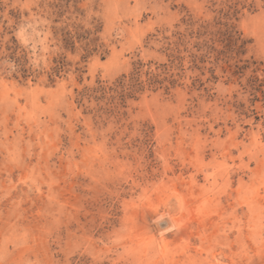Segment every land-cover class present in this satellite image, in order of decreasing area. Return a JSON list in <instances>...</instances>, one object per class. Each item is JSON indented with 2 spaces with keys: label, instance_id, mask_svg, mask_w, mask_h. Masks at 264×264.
<instances>
[{
  "label": "rangeland",
  "instance_id": "obj_1",
  "mask_svg": "<svg viewBox=\"0 0 264 264\" xmlns=\"http://www.w3.org/2000/svg\"><path fill=\"white\" fill-rule=\"evenodd\" d=\"M0 56V264H264V0H0Z\"/></svg>",
  "mask_w": 264,
  "mask_h": 264
},
{
  "label": "trees",
  "instance_id": "obj_2",
  "mask_svg": "<svg viewBox=\"0 0 264 264\" xmlns=\"http://www.w3.org/2000/svg\"><path fill=\"white\" fill-rule=\"evenodd\" d=\"M62 37L63 41L65 43V47H71L72 49L75 48V41L74 38H81L82 36L78 33L76 35H73L69 31L62 30ZM14 46H8V55L3 58H8L10 61H13L16 66V72L20 73L25 79H27L29 76H33L35 71L32 70L31 67L28 66V60L24 54H20L19 46H17V40L13 38ZM0 56V60L3 59ZM55 66L52 68L51 72L49 73V78L51 83L55 82V79L57 77H61L62 73L66 70L67 66L69 65L67 58L65 56L60 57L55 61Z\"/></svg>",
  "mask_w": 264,
  "mask_h": 264
},
{
  "label": "clouds",
  "instance_id": "obj_3",
  "mask_svg": "<svg viewBox=\"0 0 264 264\" xmlns=\"http://www.w3.org/2000/svg\"><path fill=\"white\" fill-rule=\"evenodd\" d=\"M24 35H25V33H24V30L22 29L21 32H20V36H21L22 39L24 38Z\"/></svg>",
  "mask_w": 264,
  "mask_h": 264
}]
</instances>
